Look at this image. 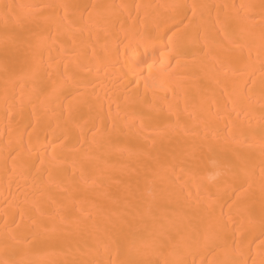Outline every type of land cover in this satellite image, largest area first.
Masks as SVG:
<instances>
[{"label": "bare ground", "instance_id": "bare-ground-1", "mask_svg": "<svg viewBox=\"0 0 264 264\" xmlns=\"http://www.w3.org/2000/svg\"><path fill=\"white\" fill-rule=\"evenodd\" d=\"M0 264H264V0H0Z\"/></svg>", "mask_w": 264, "mask_h": 264}]
</instances>
